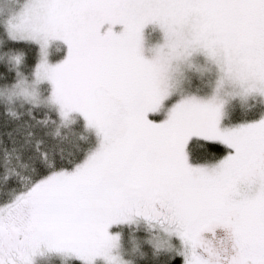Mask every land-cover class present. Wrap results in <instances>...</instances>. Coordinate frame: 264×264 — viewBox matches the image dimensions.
<instances>
[{"label": "snow or ice", "instance_id": "1", "mask_svg": "<svg viewBox=\"0 0 264 264\" xmlns=\"http://www.w3.org/2000/svg\"><path fill=\"white\" fill-rule=\"evenodd\" d=\"M11 6L0 264H264V0Z\"/></svg>", "mask_w": 264, "mask_h": 264}, {"label": "rangeland", "instance_id": "2", "mask_svg": "<svg viewBox=\"0 0 264 264\" xmlns=\"http://www.w3.org/2000/svg\"><path fill=\"white\" fill-rule=\"evenodd\" d=\"M12 0H0V22L6 20L12 13ZM159 42L158 35L149 30L145 35V47L146 53L149 57H153L156 55V48ZM183 66H181L182 68ZM194 75V74H190ZM184 87H189L191 85V81H186L183 85ZM236 105L239 106L241 104V100L237 99L235 101ZM124 231V241L122 251L125 255V258H131L132 253V238L136 235L134 228L125 227ZM36 264H62L59 258L52 256L48 253H44L43 255L37 258Z\"/></svg>", "mask_w": 264, "mask_h": 264}]
</instances>
